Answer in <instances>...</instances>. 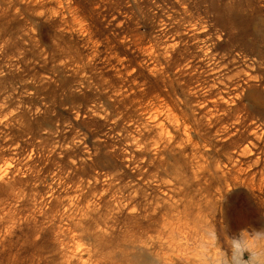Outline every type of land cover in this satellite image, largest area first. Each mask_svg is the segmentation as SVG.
<instances>
[{
  "label": "rangeland",
  "instance_id": "obj_1",
  "mask_svg": "<svg viewBox=\"0 0 264 264\" xmlns=\"http://www.w3.org/2000/svg\"><path fill=\"white\" fill-rule=\"evenodd\" d=\"M262 224L264 0H0V264H210Z\"/></svg>",
  "mask_w": 264,
  "mask_h": 264
},
{
  "label": "clouds",
  "instance_id": "obj_2",
  "mask_svg": "<svg viewBox=\"0 0 264 264\" xmlns=\"http://www.w3.org/2000/svg\"><path fill=\"white\" fill-rule=\"evenodd\" d=\"M210 264H264V224L235 230L225 226V236L212 232Z\"/></svg>",
  "mask_w": 264,
  "mask_h": 264
},
{
  "label": "bare ground",
  "instance_id": "obj_3",
  "mask_svg": "<svg viewBox=\"0 0 264 264\" xmlns=\"http://www.w3.org/2000/svg\"><path fill=\"white\" fill-rule=\"evenodd\" d=\"M154 108V107H153Z\"/></svg>",
  "mask_w": 264,
  "mask_h": 264
}]
</instances>
